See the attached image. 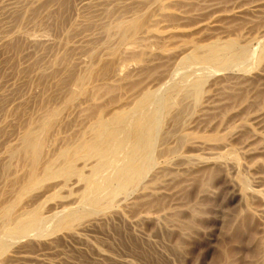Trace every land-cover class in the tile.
I'll return each instance as SVG.
<instances>
[{
    "label": "rangeland",
    "instance_id": "rangeland-1",
    "mask_svg": "<svg viewBox=\"0 0 264 264\" xmlns=\"http://www.w3.org/2000/svg\"><path fill=\"white\" fill-rule=\"evenodd\" d=\"M1 234L0 264H264V0H0Z\"/></svg>",
    "mask_w": 264,
    "mask_h": 264
},
{
    "label": "bare ground",
    "instance_id": "bare-ground-1",
    "mask_svg": "<svg viewBox=\"0 0 264 264\" xmlns=\"http://www.w3.org/2000/svg\"><path fill=\"white\" fill-rule=\"evenodd\" d=\"M123 26V25H122ZM230 47V46H229ZM228 47V48H229ZM215 48V47H214ZM232 48V47H231ZM218 49V48H217ZM216 49V50H217ZM245 49V48H244ZM219 50H220V48H219ZM213 51V50H212ZM211 51V52H212ZM228 51H230V50H228ZM244 51V50H243ZM220 52V54H221V52L222 51H219ZM236 52V51H235ZM234 52V53H235ZM239 52V51H238ZM245 52V51H244ZM240 53V52H239ZM249 53V52H248ZM215 54V53H214ZM217 55H219L218 53H217ZM217 55L215 54V55H212V56H210V57H207V58H205L204 60H203V63H205V64H212V63H214L215 64V62L217 61V58L219 57H217ZM239 55V54H238ZM242 55H244L243 53L241 54V56ZM230 56H232V55H230ZM234 56V55H233ZM224 57V56H223ZM222 57V58H223ZM239 57V56H238ZM245 57V56H244ZM250 57V56H249ZM235 58V57H234ZM246 58V57H245ZM193 59V58H192ZM234 60V59H233ZM236 60H237V58H236ZM246 60V59H245ZM220 61V60H219ZM218 61V62H219ZM225 61V60H224ZM221 63V62H220ZM230 63V62H229ZM224 64V63H223ZM225 64H227V63H225ZM234 64V63H233ZM245 64V63H244ZM208 65V67H210ZM203 66V65H202ZM205 66V65H204ZM227 66L229 67L230 65L229 64H227ZM212 67V66H211ZM194 68V67H193ZM204 68H206V67H204ZM224 68V67H223ZM191 69V68H190ZM213 69H214V67H213ZM190 74V73H189ZM194 74V73H193ZM192 76V75H191ZM198 76V75H197ZM161 101V100H160ZM161 103H162V101H161ZM145 109V108H144ZM125 119V118H124ZM143 119V118H142ZM147 119V118H146ZM127 120V119H126ZM135 120V119H134ZM146 121V120H145ZM130 124V123H129ZM133 124H134V122H133ZM136 124V123H135ZM130 125H132V124H130ZM138 125V124H137ZM115 128V127H114ZM144 128V127H143ZM132 129V128H131ZM107 130H109V129H107ZM139 130V129H138ZM144 131V130H143ZM144 132H146V131H144ZM148 132V131H147ZM122 133V132H121ZM121 133H118V134H116L115 136H117L118 135V137H119V135L121 134ZM123 134V133H122ZM141 134H143L144 135V133H141ZM102 135V134H101ZM147 135V134H146ZM145 135V136H146ZM105 136V135H104ZM140 136V138H141V135H139ZM117 138V137H116ZM121 138V137H120ZM100 139V138H99ZM102 139H103V137H102ZM113 139H114V137H113ZM122 139V138H121ZM119 140V142L121 141V143H119V146L120 145H122L121 146V149H123L122 147H123V144H124V142H122V140ZM139 140V139H138ZM114 141V140H113ZM117 141V140H116ZM128 141V140H127ZM105 142V141H104ZM144 142H146V140L144 141ZM128 145H126V147H127ZM23 147H24V151H26V152H28V153H31L32 154V156L34 157V156H36V157H38L39 155L38 154H40V152H41V140H40V136H39V134L35 131V130H33V129H29L25 134H24V136H23ZM118 148V147H117ZM143 147H141V145L139 146H137V153H136V155L138 154V153H140L139 151H141V149H142ZM113 150V149H112ZM151 150V149H150ZM102 151V150H101ZM145 151V150H144ZM113 152V151H112ZM126 152V151H125ZM132 152V151H131ZM143 152V151H142ZM106 153V152H105ZM117 153V152H116ZM120 153V152H119ZM147 153V152H146ZM144 154V155H147V154H149V153H147V154ZM103 154V153H102ZM131 154V153H130ZM38 155V156H37ZM105 155V154H104ZM111 155V154H110ZM120 156V155H119ZM142 156V155H141ZM150 156V155H149ZM109 157V156H108ZM121 157V156H120ZM119 157V158H120ZM136 157V156H135ZM147 158V157H146ZM135 159H137V158H135ZM148 159V158H147ZM150 159V158H149ZM35 160H37V159H35ZM131 161H133V159H130ZM122 162V161H121ZM136 162V161H135ZM135 162H133V163H135ZM149 162V161H148ZM117 163V162H116ZM133 163H132V165H133ZM138 163H140V162H138ZM142 163H144V161L142 162ZM147 163V162H146ZM122 164V163H121ZM131 165V168H133V166ZM144 166H145V164H144ZM123 167V166H122ZM129 167H130V165H129ZM135 167V166H134ZM125 168V167H124ZM127 168V167H126ZM138 168V167H137ZM142 169H143V165H142ZM104 170V169H103ZM123 170H125V169H123ZM129 170H130V168H129ZM129 170H127V171H129ZM132 170H134V169H132ZM100 171V170H99ZM131 171V170H130ZM140 171V170H139ZM108 172V171H107ZM125 172V171H124ZM141 172V171H140ZM143 172V171H142ZM123 172H121V174H122ZM129 173V172H128ZM127 174V173H126ZM141 174V173H140ZM120 175V174H119ZM144 175V174H143ZM122 176V175H121ZM125 176V175H124ZM123 176V177H124ZM118 177V176H117ZM138 177V176H137ZM102 178H103V176H102ZM120 178V177H119ZM132 178H134V177H132ZM131 178V179H132ZM123 179V178H122ZM119 180V179H118ZM117 180V181H118ZM126 180V179H125ZM130 180V179H129ZM92 181V180H91ZM97 181V180H96ZM104 181V180H103ZM121 181H123V180H121ZM91 183V182H90ZM126 183V182H125ZM94 184H95V182H94ZM109 184V183H108ZM119 185V184H118ZM122 186L124 187V185L122 184ZM127 187V186H126ZM95 189H97V188H95ZM116 189V188H115ZM109 190V189H108ZM110 193V192H109ZM96 194V193H95ZM92 205V204H91ZM60 214V213H59ZM60 217V216H59ZM43 218L44 217H42V220H43ZM57 218V217H56ZM38 219V218H37ZM63 219V218H62ZM34 220V219H33ZM40 220V219H39ZM42 220H40L41 221V223H42ZM53 220V219H52ZM60 220V219H59ZM45 221V220H44ZM50 221V220H49ZM48 221V222H49ZM59 222V221H58ZM45 223H46V221H45ZM44 223V224H45ZM63 223V222H62ZM40 224V223H39ZM49 224V223H48ZM59 224V223H58ZM26 225V224H25ZM41 225V224H40ZM39 225V226H40ZM43 225V224H42ZM31 226V225H30ZM38 227V226H37ZM41 228V227H40ZM39 228V229H40ZM52 228V227H51ZM28 229H30V227L28 228ZM33 230V229H32ZM36 230V229H35ZM42 230V229H41ZM37 231V233H38V231L39 230H36ZM41 232V231H40ZM29 233V232H28ZM31 234V233H30ZM41 234V233H40ZM44 234V233H43ZM25 235V234H24ZM5 236V235H4ZM41 236V235H40ZM2 237V234H1V236H0V238ZM19 237V236H18ZM6 239V238H5ZM9 239V238H8ZM11 239V238H10ZM6 247V246H5ZM0 248H2V247H0Z\"/></svg>",
    "mask_w": 264,
    "mask_h": 264
}]
</instances>
